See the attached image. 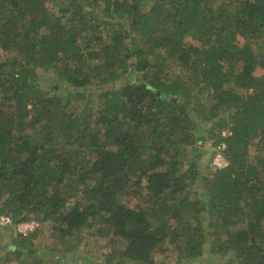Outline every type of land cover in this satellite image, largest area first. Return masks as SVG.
<instances>
[{
  "label": "trees",
  "instance_id": "16d2710c",
  "mask_svg": "<svg viewBox=\"0 0 264 264\" xmlns=\"http://www.w3.org/2000/svg\"><path fill=\"white\" fill-rule=\"evenodd\" d=\"M56 5L0 0V214L49 223L53 264H77L67 252L85 228L109 235L108 264H159L157 250L207 264L209 242L229 258L209 264H264V0ZM39 68L72 95L44 88ZM126 76L97 107H71L88 85ZM202 131L226 143L228 164L214 167L213 148L210 173ZM39 228L3 249L46 264Z\"/></svg>",
  "mask_w": 264,
  "mask_h": 264
},
{
  "label": "rangeland",
  "instance_id": "374dc122",
  "mask_svg": "<svg viewBox=\"0 0 264 264\" xmlns=\"http://www.w3.org/2000/svg\"><path fill=\"white\" fill-rule=\"evenodd\" d=\"M46 2L54 6L55 9H57L56 5V0H46ZM104 3L101 2L100 8H103ZM128 25V24H127ZM137 34V33H135ZM103 40L105 42L109 41V32L104 30L102 34ZM2 54H7L6 51L1 50ZM179 67L175 66L170 67V74H173L175 70H178ZM134 71V70H133ZM39 75H40V81L42 82V85L46 89H56V93L62 95V96H71L73 91L76 89L72 85H70L67 81L62 80L58 74L53 72L52 70H48L45 68H39L38 69ZM263 72V67H258L256 70L257 74H261ZM146 75V78L150 77L151 71H146L144 72ZM127 81V76L119 79V81L116 84L109 83L108 85H100V84H90L86 89V96L85 98H77L73 97L72 99V105L74 109L78 108L80 109L82 105L88 101V103L94 105L97 107L98 102L100 101L99 98V92L101 91L102 88L108 87H119L122 83H125ZM207 123V122H206ZM201 137L205 139L206 147L208 149V152H206L202 156V164L204 163L206 166V172L210 173L213 168L211 165L210 160V151L214 148L213 147V139L210 138L208 135V132L202 131L199 132ZM197 145H187L183 146V150H185V160L188 161L186 166L188 165L189 161L194 160V155L196 154L197 151ZM140 197H124V201L130 205V206H138L140 204ZM31 220V219H29ZM37 220V219H36ZM39 221V220H38ZM246 226V221H242L239 224L233 226V229L238 228V227H243ZM39 236L35 240L36 246L39 248L38 253L42 256H45L46 259V264H53L57 258L50 257L52 253H48L47 251L51 249L49 243L51 241H54V238L52 239L51 237V226L49 223H42L39 221ZM37 229V228H36ZM35 229V230H36ZM84 233L81 234L82 237L79 240V242H75L74 248L67 252L69 256H72L73 260L72 262L77 263V264H108L105 261V258L109 255L110 253V240H109V235H100L95 232L94 229L92 231L89 228H85ZM33 232V231H32ZM18 233L16 231L14 225L10 224L7 226L0 225V264H18L19 261V254L10 249H3L4 245L10 241V237L12 235H15ZM19 234V233H18ZM215 242H209L208 243V248H206V252L204 253V260L202 263H207L209 264L210 262H215L217 260H226L229 259L228 256H225V254L222 253L221 250L214 249L213 244ZM55 255V254H54ZM155 259L159 262L162 261V264H175L176 262V253L173 251H167V252H161L160 250H157L153 253ZM56 256V255H55ZM69 258H62L60 264H67L66 260ZM217 263V262H216ZM227 263L229 264V261L227 260ZM233 264V262L231 263Z\"/></svg>",
  "mask_w": 264,
  "mask_h": 264
},
{
  "label": "built area",
  "instance_id": "2783aa9c",
  "mask_svg": "<svg viewBox=\"0 0 264 264\" xmlns=\"http://www.w3.org/2000/svg\"><path fill=\"white\" fill-rule=\"evenodd\" d=\"M223 134H227L226 130H223ZM226 147L225 142H221L214 149L215 153L213 156V165L214 167H222L228 164V159L225 156L224 148ZM14 225L16 231L20 235H29L32 231H34L39 226V221L36 219L25 220L15 223L13 217L8 213L0 214V225Z\"/></svg>",
  "mask_w": 264,
  "mask_h": 264
}]
</instances>
